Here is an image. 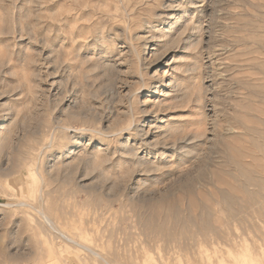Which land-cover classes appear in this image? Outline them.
<instances>
[{
	"label": "rangeland",
	"instance_id": "374dc122",
	"mask_svg": "<svg viewBox=\"0 0 264 264\" xmlns=\"http://www.w3.org/2000/svg\"><path fill=\"white\" fill-rule=\"evenodd\" d=\"M0 264H264V0H0Z\"/></svg>",
	"mask_w": 264,
	"mask_h": 264
},
{
	"label": "bare ground",
	"instance_id": "6f19581e",
	"mask_svg": "<svg viewBox=\"0 0 264 264\" xmlns=\"http://www.w3.org/2000/svg\"><path fill=\"white\" fill-rule=\"evenodd\" d=\"M53 131V130H52ZM51 137V136H50ZM35 163V162H34ZM35 179V182H36V185H35V188L32 189V192L31 194H39V184H40V178H37V177H34ZM42 183V181H41ZM21 203V202H20ZM48 210V209H47ZM39 213L41 214V216L47 221V222H50V216H49V212L47 211H44L43 209H39ZM54 225V224H53Z\"/></svg>",
	"mask_w": 264,
	"mask_h": 264
}]
</instances>
